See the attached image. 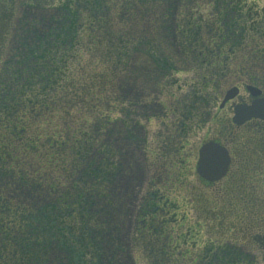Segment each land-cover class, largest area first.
<instances>
[{"label": "trees", "instance_id": "16d2710c", "mask_svg": "<svg viewBox=\"0 0 264 264\" xmlns=\"http://www.w3.org/2000/svg\"><path fill=\"white\" fill-rule=\"evenodd\" d=\"M50 4L0 0V264H49L52 244L67 264H112L120 221L109 142L132 120L118 97L122 81L137 87L136 107L169 90L165 79L177 64L196 70L188 94L173 95L169 110L177 128L166 139L180 145L161 141L185 147V136L210 116L203 107L221 94L222 82L264 89V9L241 0ZM243 6L254 8L251 15ZM23 191L38 198L23 200ZM176 210L160 191L138 207L136 237L152 238L151 263L173 261L193 239L170 229ZM225 249L228 256L214 254L215 263L251 264Z\"/></svg>", "mask_w": 264, "mask_h": 264}, {"label": "rangeland", "instance_id": "374dc122", "mask_svg": "<svg viewBox=\"0 0 264 264\" xmlns=\"http://www.w3.org/2000/svg\"><path fill=\"white\" fill-rule=\"evenodd\" d=\"M57 1L58 0H49V10H51L52 7L50 3ZM241 1L246 4V6H254L259 10L264 9V0ZM243 9L244 13L251 15L254 8L244 7ZM170 24H174L173 19ZM173 59L175 60L174 62L180 60L177 54H173ZM195 71L189 72L186 65L182 66L181 63L177 64L171 75L165 79L166 87L169 90L162 91L163 94L160 95L152 93V97L149 98V100H142L136 107L134 105L138 102L136 98L139 95L136 89L137 87L130 81L129 77L126 78L127 80L124 79L120 85L118 97L122 101L127 100L125 107L130 109L132 120L131 122L127 120L128 124L126 122L123 123L127 129L118 126L117 132L112 137L113 142H109L110 147L116 150L117 170L115 172V177L117 181L114 186L117 187L119 193V196L115 197V199L120 221L118 222L120 226L118 230L115 231V236L117 237H115L117 240L116 246L119 252L117 253V259L111 262L112 264H153L148 260L149 253L146 244V240L151 241L152 238L143 240L142 237L139 236V241V237H136L135 233L138 207L148 193L152 194L154 191H160L162 195L175 200L178 210L180 208V213L178 212V216H174V214L171 213L169 215L170 218L172 217L174 219L175 217V219H178L181 214L187 216L186 226L178 229L175 232L176 235H184L185 232L190 233V226H193L197 220L202 221L203 218H206L205 212L208 210L204 199L208 197L210 199H221L217 198L218 194H216L218 193L217 190H219V184L215 187H208L201 181H198L195 175L190 177L191 174L189 171H192V169L194 171L197 160L196 156H194L188 164L185 162V165L187 164L185 166L187 170H183L182 174L178 173L179 170L174 166V158L171 164L170 156H165L170 146L164 148L161 144L162 140H166L167 145H180V141H178L177 145H173L174 141L168 142V139H166L172 130H174L173 127L176 126L173 125L171 119L172 115L169 110L171 106L177 102L173 95L179 100L180 96H186L188 94L193 85L191 83L195 78ZM233 80L234 79L231 80V78H228L225 82H222L220 88L221 94L217 95V98L210 105L203 107V110L206 111L205 114L209 113L210 116L208 118L206 117L205 120L203 119L205 122L199 126L200 128L196 127L185 136V141L183 143L185 145V149L183 148L184 151L189 150L191 153L192 150H198L204 139L207 140V138L214 137L216 135V128L221 127L220 124L223 122L220 119L223 117L231 119V117H229L232 116L230 115L229 105H231V103H234V105L240 104L241 96L248 97L249 91L246 89L248 83H244V85L239 82L236 83L237 79L236 81L234 80V82ZM235 86L239 87V93L234 98L225 102L224 98L226 92ZM261 89L264 90L263 88ZM167 91L168 93H166ZM104 144L106 147L108 146L106 142H104ZM180 156L181 155H178V157ZM13 191L17 192L16 190ZM21 196L23 200L38 198L34 192L27 193L23 191V193L21 192ZM197 199L202 200L201 205L196 201ZM212 208L210 206L208 207L210 214L213 212ZM166 218H168L167 215H165V219ZM166 220L169 224L172 223L171 219L168 218ZM173 223L169 227L174 233L173 228L174 226L177 227L178 223ZM212 223H214L212 227L209 224L208 228H206L207 230H204L201 235H197V238L201 237V239H197L196 243L203 244L205 238H211L217 241L223 236L219 235L218 230H216L219 228V224L216 220ZM229 224V227H232L231 223ZM229 227L227 225L226 229L228 228V230L226 231V235L229 237H238L241 244H245L246 248L249 249L244 250L245 254L254 257L257 260V264H264V252L260 251V249L254 245L251 238L252 235L247 232V229L231 232L232 229H229ZM144 242L145 245H142ZM190 247L195 248V244H186L182 249H178V252L186 255L185 253ZM49 248V264H59L58 261H64V264H67L66 255L62 249L59 248V245L52 244ZM88 264L102 263H95L89 260ZM165 264L177 263L174 260H170ZM182 264L187 263L183 261Z\"/></svg>", "mask_w": 264, "mask_h": 264}, {"label": "flooded vegetation", "instance_id": "af4514ba", "mask_svg": "<svg viewBox=\"0 0 264 264\" xmlns=\"http://www.w3.org/2000/svg\"><path fill=\"white\" fill-rule=\"evenodd\" d=\"M253 100L254 98L250 94H248V97L241 96L240 104H251ZM229 106L230 115H232L229 117H231V119H227L226 117L221 118L220 120L223 122L220 124L221 127L216 128V135L207 138V140L204 139L201 143L202 145L209 141H215L228 150L231 163L226 175L221 180L209 182L197 173L198 151L201 145L198 150H192L191 153L189 150H185L187 154L184 151L185 147L168 148L165 155L170 156L171 164L174 158V164L179 165V167L176 168L179 170L178 173L181 174L183 170H187L185 166L188 162H191V159L196 156L197 160L194 171L193 169L189 171L191 174L190 177L195 175L198 181H201L208 187H215L219 184V190H217L218 193L216 194H218L217 198H221L210 199L208 197L204 199L208 210L205 212L206 218H203L202 221L197 220L193 226H190L193 239L188 245L194 243L195 248L190 247L188 250L189 254L186 255L177 252V256L173 259L177 264H182L183 261L187 264H217L213 259L214 254L218 253V258L220 259L224 258V255L228 256L226 253L228 250L225 251V248H232V250L237 251L246 258L244 261L247 263L257 264V260L254 257L245 254L244 250L247 248L245 244H241L238 237L235 238L226 235V231L228 230L226 227L227 225L228 227L230 226L229 223L232 225V227H229V229H232L231 232L247 229V232L252 235L251 238L254 245H256L260 251L264 252V121L251 119L239 126L232 120L235 107L234 103H231ZM173 128L176 130L177 126ZM177 154L181 156L178 157ZM174 155L177 156L174 157ZM185 162L187 163L186 165ZM196 201L200 205L202 204L201 199H197ZM209 206L211 208L213 207L212 214L209 212ZM177 210L175 216H178V212L180 213V208L178 211ZM186 219L187 216L181 214L178 219L174 220V223H178L177 227L174 226V233L180 229L181 226H186V223L182 225L183 221ZM214 220L219 224V228L216 230H218L219 235L223 236L217 241L211 238H205L203 244L196 243L197 239H201V237L197 238V235H201L204 230H207L206 228H208L209 224L212 227L214 225V223H212ZM144 231L145 230H143V232ZM136 232L140 233V228H137V230H135V233ZM149 262L151 263L150 260ZM152 263L159 264V262Z\"/></svg>", "mask_w": 264, "mask_h": 264}, {"label": "water", "instance_id": "95a60500", "mask_svg": "<svg viewBox=\"0 0 264 264\" xmlns=\"http://www.w3.org/2000/svg\"><path fill=\"white\" fill-rule=\"evenodd\" d=\"M246 89L254 98L251 104H238L234 107L233 122L243 125L251 119L264 121V96L261 89L248 85ZM239 93L237 86L230 88L225 95L224 101L234 98ZM231 158L228 150L215 141L204 143L199 149L197 173L209 182L221 180L227 173Z\"/></svg>", "mask_w": 264, "mask_h": 264}]
</instances>
